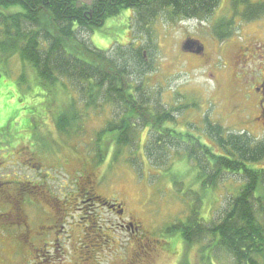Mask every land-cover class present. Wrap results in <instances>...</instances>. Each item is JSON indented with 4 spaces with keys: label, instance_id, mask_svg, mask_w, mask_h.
Segmentation results:
<instances>
[{
    "label": "rangeland",
    "instance_id": "rangeland-1",
    "mask_svg": "<svg viewBox=\"0 0 264 264\" xmlns=\"http://www.w3.org/2000/svg\"><path fill=\"white\" fill-rule=\"evenodd\" d=\"M93 1L79 0V3L90 6ZM232 1L219 0L212 13L200 21H166L168 19L158 17L153 27L155 38L152 39L156 48L151 53L147 52V48L143 52L152 69L143 77L142 87L136 93L159 113L171 112L173 107L186 106L181 113H173L174 121L168 127L186 130L209 146H214V143L199 130H194L196 127L202 130L205 117L222 125L228 132L245 131L256 141L264 139V132L252 126L253 101L249 99L251 102L244 103V93L239 82V78L253 67L235 76L237 70L227 66L231 63L234 50L231 48L223 54L217 48L214 41L217 39L212 33L216 23L222 20L226 23L232 17ZM250 2L264 4V0ZM244 7L241 5L239 11ZM234 22L236 33L232 37L264 42V16L253 27L237 17ZM136 32L138 30L133 13L123 10L117 17L107 19L101 28L93 32L77 31L76 35L78 40L106 53L107 50L111 52L109 49L116 45L132 44L136 48L150 46L148 36H138ZM189 38L199 39L206 46L207 58L215 61V68H222V71L216 73L217 81L211 80L212 69L203 58L192 56L181 49V44ZM10 46L6 44L5 49L0 50V70H6L10 75L0 78V199L4 200L18 192L14 181H20L21 176L36 183L43 173L48 179L45 186H39V189L27 186L26 190H20L21 195L31 197L49 193L56 198L47 206L53 212L50 216L53 215L56 222V228L49 230L51 233L46 236L51 238L50 245L35 241L34 251L31 252L30 245L25 244L29 261L26 264H234L232 257L223 249H206L211 242L205 237H196V243L191 247L176 242L173 253L167 249L171 239L164 236V230L186 220L193 213L192 207L196 210L191 204L197 195L177 194L162 175L165 168L156 167L153 160H144L146 154L143 148L153 133L148 127L137 126L131 143L120 149L115 146L114 150L108 148L109 142L103 139L99 147L102 148L101 154L104 150L107 153L105 160L103 157L98 159L91 147L100 130L107 122L117 118L118 113V108L115 109L104 99L110 96L105 91L106 87L100 90V96L96 98L103 107L99 111L87 109L84 104L85 95H80L79 89L86 92V85L89 84L52 76L40 86L36 71L29 62L19 59L18 54H11ZM261 62L263 64L264 60ZM259 67L264 73V67ZM212 73H215L214 70ZM18 78L21 82L18 92H15L12 85ZM7 81L12 85L5 84ZM248 92L249 88L246 87L245 93ZM72 100L75 101V111L80 114L78 124L71 127L74 133L68 130L70 138L62 134L52 136L50 131H58L55 125L57 117L68 114ZM49 117L50 120L54 119L53 122L49 121ZM25 127L28 131H34L32 139L23 135ZM20 135H23L24 140L21 141L24 142L17 143ZM45 140H50L52 145L42 142ZM19 151L26 153L24 160L28 153L34 154L38 161L43 160L46 163V166H42L45 172L40 171L38 175L40 169L32 167L36 161L22 160ZM214 151L218 150L214 147ZM65 158L68 160L63 165L61 161ZM166 158L168 162L170 160L173 164V161L179 164L178 172L181 174L191 168L190 163L182 160L181 152L170 151ZM79 159L85 160L88 172L94 176L90 186L82 183L85 168ZM180 159L182 162H179ZM258 166L264 167V161ZM239 182L237 176L220 175L217 188L204 197L206 203L203 208H197V212L204 217L202 227L212 226L222 215L227 202L240 185ZM78 187H81L80 193ZM90 191L102 201L119 205L118 213L109 212L107 206L90 200ZM9 206L4 205L3 211H9ZM121 209L122 217L119 215ZM0 222L3 230V234L0 230V249L4 251L0 250V261L15 264L17 252H20L23 243L19 237L17 220L9 214L4 216L0 209ZM128 222H131L133 228H130ZM22 231L25 232L24 229ZM52 237L57 239L54 248ZM11 256L13 260L10 262ZM257 261L258 264H264L263 258Z\"/></svg>",
    "mask_w": 264,
    "mask_h": 264
},
{
    "label": "trees",
    "instance_id": "trees-1",
    "mask_svg": "<svg viewBox=\"0 0 264 264\" xmlns=\"http://www.w3.org/2000/svg\"><path fill=\"white\" fill-rule=\"evenodd\" d=\"M218 3L219 0H94L87 6L79 0H0V50L3 51L6 44L11 45L10 53L29 62L40 86L52 76L89 84L86 92L79 89L80 95H85L87 109L99 111L103 107L96 98L106 87L110 96L104 99L118 108V113L115 112L117 118L100 130L91 147L98 159L106 157L107 151L101 154L99 147L103 139L109 142L108 148L120 149L131 143L137 126L148 127L153 132L143 148L144 160H153L156 167L165 168L162 175L177 194L197 195L191 204L196 210L191 206L193 213L186 220L163 232L171 239L167 248L170 253L175 251L176 242L191 247L196 237H205L211 242L206 249H223L234 264H258L257 259H264V167L258 166L264 161V139L256 141L245 131L228 132L205 117L202 130L198 127L194 130L214 143L209 146L186 130L168 127L174 121L173 113H181L186 106L173 107L171 112L160 114L136 94L141 80L152 69L143 52L147 48L151 53L156 48L152 42L156 19L162 16L168 19L166 21L204 20ZM232 3L230 20H225L226 23L222 20L212 27L213 37L219 41L236 33L235 17L252 23L264 16V4H252L250 0H233ZM241 5L245 7L239 11ZM123 10L133 13L137 35L148 36L150 46L116 45L106 53L78 40L77 31L93 32ZM3 71L4 78L10 76ZM20 82L18 78L12 85L15 92ZM74 103V100L69 103L68 114L56 119L55 125L62 133L73 132L71 127L79 122L80 114L75 111ZM175 150L182 153L184 162L191 164L183 174L178 172L177 162L167 161L168 153ZM224 174L237 176L240 185L216 222L208 228L202 227L204 217L197 210L203 208L204 197L217 188L218 178Z\"/></svg>",
    "mask_w": 264,
    "mask_h": 264
},
{
    "label": "flooded vegetation",
    "instance_id": "flooded-vegetation-1",
    "mask_svg": "<svg viewBox=\"0 0 264 264\" xmlns=\"http://www.w3.org/2000/svg\"><path fill=\"white\" fill-rule=\"evenodd\" d=\"M255 23L256 22L250 23L248 26L253 27L255 26L254 25ZM214 38L212 37L213 40ZM189 39L197 41L203 46V52L198 53V54H190V55L203 58L205 63H208L207 66L210 67L212 71L214 70L215 72V73H212L211 71L210 78L212 81H215L217 79L216 73H219L220 71H222V68H219V67L215 68V65H216L215 61L213 59L207 58L206 46L199 39H195V38H189ZM214 41L217 44V48L220 49L223 54L227 53L226 51H228L231 48L234 50L232 58H231V63H228L227 66L229 68H235L237 70V73L235 74V76L238 75V72L241 73L242 70L253 67V69H250V71H246L244 73V76L239 78V82L242 87V92L244 93V96L242 97L244 99V103L251 102L249 101V99H252L253 101V115L251 119L252 126H255L264 132V73L263 71L262 72L260 71V67H259V66H262V68L264 67V63L261 64L262 63L261 61L264 60V44H263L264 42L262 41L263 42L262 43L255 39L244 40L243 37H232V36L226 39H223L222 41H219V40L218 41L214 40ZM238 42H240L241 44H237ZM3 77H4V71L3 69H1L0 78H3ZM5 84L12 85L9 83H5ZM14 84H15V81H14ZM246 87L249 88L248 94L245 93ZM240 113H242L241 110H240ZM53 120L54 119L50 120V117H49V121L53 122ZM49 133L52 134V136L53 135L56 136V134L58 135L62 134V135H65V137L70 138V132L62 133L60 131H50ZM73 133L74 132H71V134ZM23 135L32 139L34 135V131L32 132V131L24 130ZM23 135H20L17 143H19L21 140H24V138H22ZM21 142H24V141H21ZM42 142H46V140ZM46 143H48L49 145H52V142L50 140L49 142H46ZM68 148H70V146H68ZM42 152H45V150H42ZM18 154L21 155L22 160H24L23 158L26 155V153L23 151H19ZM70 156H71V153L69 154V158H71ZM33 160L36 161L35 162L36 164H34V166L32 167L36 168V170L40 169L37 172L38 175H40V171L45 170L44 168H42V166L43 167L46 166V163L43 160L38 161L36 157L34 156V154H31V153H28V156L26 157V160L24 161L30 162ZM67 160L68 158H65L64 160L61 161V163L63 165L66 164ZM78 161L81 162L82 167L85 168L84 174H82V177H81L82 183L85 184L86 186H90L93 182L94 176L93 174H90L88 172L86 168V162L84 159H79ZM22 164H24V162H22ZM46 181H48V179L45 173L42 174V177L38 179L36 183L32 181H28L26 180L25 177L21 176L20 181L19 180L14 181V184L17 185L18 192L16 194H11L7 196V198H5L4 200L0 199V209L3 215L4 216L6 214L12 215L17 220L16 225L19 230V237H21V239L20 238L19 239L21 240V242H23L21 243V248L19 249L20 252L19 253L17 252V258L19 260L17 259L16 263L19 261L18 264H22L23 262H25L26 264V261L27 263L29 262L27 260L28 257H26L28 252L27 253L25 252L28 250L24 249L26 248L25 244H27V246L28 244L30 245L29 247H31L30 248L31 252L34 251L33 245H35L34 244L35 241L41 242L42 245H50L49 241L51 238L49 239L46 236H48L51 233V231L49 230L51 229L54 230L56 228L55 217L53 215L50 216V214L53 212L50 211V208H47V206H49L50 201L52 202L55 201L56 199L55 196L48 193V194H43L40 196L37 194L35 196L30 197L26 195H21V192H20V190H26L25 188L30 185H32L33 187H36L37 189H39L38 188L39 186L44 187ZM65 187H67V184ZM80 188L81 187H78V190H77L79 193L81 192ZM46 190L48 191L47 188ZM88 194H89L90 200H93L95 203H98L99 205L107 206V209L109 210V212H115L116 214L118 213V209L120 208L119 205L111 204L107 202L100 203L102 200L98 196L92 194V191H90ZM66 195L67 194H65L64 196ZM6 204L10 205L9 206L10 210L7 212H4L3 208H4V205ZM121 211H122V214L120 216L122 217L123 210L121 209ZM127 224L130 226V228H133L131 222H128ZM23 229L25 230V232L22 231ZM0 230L2 229L0 228ZM1 232L3 234V230ZM31 233H34L33 236L31 235ZM52 241L54 242V244L52 245V247L54 248L55 242L57 241V239L53 238ZM0 250L4 252L3 249H0ZM0 257L2 258L1 254H0ZM12 260L13 258L11 256L9 258V261L11 262ZM0 263L4 264L1 261Z\"/></svg>",
    "mask_w": 264,
    "mask_h": 264
},
{
    "label": "water",
    "instance_id": "water-1",
    "mask_svg": "<svg viewBox=\"0 0 264 264\" xmlns=\"http://www.w3.org/2000/svg\"><path fill=\"white\" fill-rule=\"evenodd\" d=\"M181 49L183 50V52L190 53V54H198V53L203 52L202 45L199 42L193 41L191 39L185 40L181 44ZM120 214H122V211L119 212V215Z\"/></svg>",
    "mask_w": 264,
    "mask_h": 264
}]
</instances>
